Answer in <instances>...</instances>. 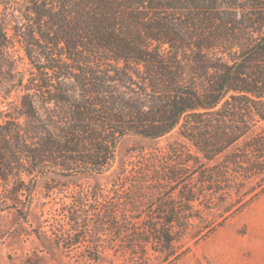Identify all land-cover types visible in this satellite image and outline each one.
Masks as SVG:
<instances>
[{
  "label": "trees",
  "instance_id": "obj_1",
  "mask_svg": "<svg viewBox=\"0 0 264 264\" xmlns=\"http://www.w3.org/2000/svg\"><path fill=\"white\" fill-rule=\"evenodd\" d=\"M0 5V212L27 218L44 181L63 198L39 238L167 261L198 204L226 203L206 237L264 192V0ZM176 129L186 141L154 144Z\"/></svg>",
  "mask_w": 264,
  "mask_h": 264
},
{
  "label": "rangeland",
  "instance_id": "obj_2",
  "mask_svg": "<svg viewBox=\"0 0 264 264\" xmlns=\"http://www.w3.org/2000/svg\"><path fill=\"white\" fill-rule=\"evenodd\" d=\"M2 8L0 5V16ZM6 23L7 26L11 24L9 20ZM17 48L16 54L23 57V66L29 67L24 50L19 45ZM0 75L7 86L10 82L8 73L0 70ZM14 94L15 92L12 96ZM175 139L186 141L179 136L176 129L156 140L154 144L164 147ZM136 142L138 141L133 138H127L121 143L113 171H118L125 150ZM191 148L197 152L195 148ZM111 173L101 178L104 185L108 184ZM92 182L93 179L82 181L86 186ZM62 198L58 191L49 196L45 195L44 181H41L27 218L23 219L15 210L0 212V264H27L29 261L40 264H264V192L224 220L206 237L203 234L197 236V231L202 226L220 221L226 203L214 209H205L202 204H198L195 209L200 211L201 216L204 215L202 221L196 220L193 228L179 239L174 246L175 255L167 261L164 260V254L157 252L147 261H132L114 256L113 252H107L98 260H85L77 251L67 252L50 239L39 238L36 228L50 233Z\"/></svg>",
  "mask_w": 264,
  "mask_h": 264
}]
</instances>
